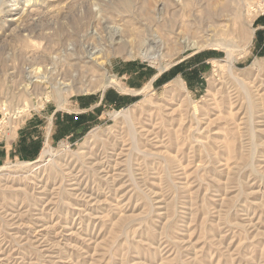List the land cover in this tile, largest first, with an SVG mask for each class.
<instances>
[{"label":"rangeland","instance_id":"obj_1","mask_svg":"<svg viewBox=\"0 0 264 264\" xmlns=\"http://www.w3.org/2000/svg\"><path fill=\"white\" fill-rule=\"evenodd\" d=\"M258 1L1 2L0 108L25 117L0 140L44 105L118 103L34 160L0 149V264H264Z\"/></svg>","mask_w":264,"mask_h":264},{"label":"crops","instance_id":"obj_2","mask_svg":"<svg viewBox=\"0 0 264 264\" xmlns=\"http://www.w3.org/2000/svg\"><path fill=\"white\" fill-rule=\"evenodd\" d=\"M259 22L260 26H264V16L259 18ZM259 45H263V42H259ZM158 76V73L153 74L149 84L152 85ZM165 77L160 80L164 81ZM117 100L118 98L114 94L108 92L101 96L99 102L95 98L78 96L63 102V105L56 106L54 104L53 108L50 105H44V108L39 112L33 115L29 114L26 116L25 122L17 125L14 135L9 140L6 135H3L5 141L0 149L5 150L4 158L19 157L25 160H34L41 148L43 138L47 144L81 136L96 121L100 106L103 103L110 106L117 104ZM62 106L67 108L61 109Z\"/></svg>","mask_w":264,"mask_h":264},{"label":"bare ground","instance_id":"obj_3","mask_svg":"<svg viewBox=\"0 0 264 264\" xmlns=\"http://www.w3.org/2000/svg\"><path fill=\"white\" fill-rule=\"evenodd\" d=\"M1 2H3V0H0V5H1ZM15 1H13V3H14ZM44 4V3H43ZM49 4V3H48ZM16 4L14 3L13 5H11V7H13V6H15ZM8 6H9V4H8ZM27 6V5H26ZM10 7V8H11ZM165 11V7H162L159 11H156V13H155V15H159V14H162L163 12ZM170 11V10H169ZM158 18H159V16H158ZM213 28V27H212ZM184 39V38H183ZM189 41V40H188ZM176 42V41H175ZM174 42V43H175ZM182 43H185L186 45H185V48H197V44L195 43V42H185V40H184V42H182ZM143 44V43H142ZM157 44H158V42H157ZM112 47V46H111ZM215 47V46H214ZM177 52V51H176ZM95 54L96 53H91L90 54V58H92V60H94V61H98V60H100L101 58H104L103 57V54H101V56H100V54L99 55H96L95 56ZM139 55L140 56H142V57H144V58H150V59H156V60H158L159 59V55H149L148 54V52L146 51V50H144V51H140L139 52ZM97 65H99L100 66V69L102 70V72H103V74H104V77H105V81H106V83H107V85L108 86H111V85H114V86H118L119 87V83L113 78V77H111V76H107V72H106V69H105V67H104V63L103 62H99V64L97 63ZM231 67L232 66H229V69L231 70ZM40 70H38V69H34L32 72H34V74H36V73H38ZM39 74V73H38ZM36 77V79L33 81L34 83L35 82H37V83H41V81H39L38 79L39 78H41V77H39V76H35ZM61 85H62V87H53V90H54V92H56V93H60V92H68L69 91V89H70V87L68 86V85H66V84H62L61 83ZM120 88V87H119ZM20 111V110H19ZM117 115H119V113H115L114 114V116H117ZM47 145V144H46ZM45 145V146H46ZM49 147V146H48ZM49 153V150H47L46 148H44L43 150H42V153H41V157H46V155ZM49 154H51V151H50V153ZM48 157V156H47ZM74 177V176H73ZM76 181V180H75Z\"/></svg>","mask_w":264,"mask_h":264},{"label":"built area","instance_id":"obj_4","mask_svg":"<svg viewBox=\"0 0 264 264\" xmlns=\"http://www.w3.org/2000/svg\"><path fill=\"white\" fill-rule=\"evenodd\" d=\"M255 10L258 12L259 16L264 15V0H259ZM254 10V11H255ZM0 115L2 117H5L7 120H11L12 122L16 123L19 122L20 120H23L25 117V111H19V110H10L5 106H2L0 108Z\"/></svg>","mask_w":264,"mask_h":264}]
</instances>
